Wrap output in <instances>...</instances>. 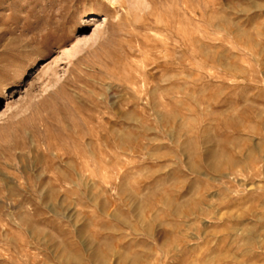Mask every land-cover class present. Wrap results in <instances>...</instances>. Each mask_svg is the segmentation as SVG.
<instances>
[{
    "label": "rangeland",
    "instance_id": "rangeland-1",
    "mask_svg": "<svg viewBox=\"0 0 264 264\" xmlns=\"http://www.w3.org/2000/svg\"><path fill=\"white\" fill-rule=\"evenodd\" d=\"M0 264H264V0H0Z\"/></svg>",
    "mask_w": 264,
    "mask_h": 264
},
{
    "label": "bare ground",
    "instance_id": "bare-ground-1",
    "mask_svg": "<svg viewBox=\"0 0 264 264\" xmlns=\"http://www.w3.org/2000/svg\"><path fill=\"white\" fill-rule=\"evenodd\" d=\"M101 145V144H100ZM263 221V220H262Z\"/></svg>",
    "mask_w": 264,
    "mask_h": 264
}]
</instances>
